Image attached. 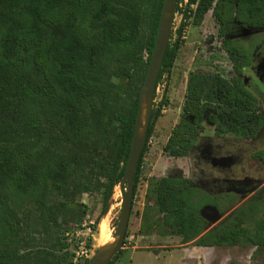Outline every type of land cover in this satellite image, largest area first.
<instances>
[{"label":"trees","instance_id":"1","mask_svg":"<svg viewBox=\"0 0 264 264\" xmlns=\"http://www.w3.org/2000/svg\"><path fill=\"white\" fill-rule=\"evenodd\" d=\"M195 2L188 0L168 41L155 88L172 68L189 16L198 25L211 11L222 48L242 62L234 64L228 80L215 73L190 75L182 110L194 124L182 120L173 130L164 147L170 156L186 155L205 109L218 115L219 133L240 134L239 121L255 112L237 77L248 57L227 37L235 23L264 28V0H197L187 15ZM162 3L0 0V264H73L69 235L87 213L79 199L98 193L102 207L87 226L91 248V235L124 173ZM152 129L149 122L146 142ZM145 151L146 146L134 190ZM195 196L188 179L163 177L156 186L163 225L182 243L215 246L236 243L237 235L257 236L241 226L250 221L247 213L204 233Z\"/></svg>","mask_w":264,"mask_h":264},{"label":"rangeland","instance_id":"2","mask_svg":"<svg viewBox=\"0 0 264 264\" xmlns=\"http://www.w3.org/2000/svg\"><path fill=\"white\" fill-rule=\"evenodd\" d=\"M181 8L184 1L179 0ZM182 10L176 9L169 40L173 42L181 18ZM264 37L263 29L241 30L234 25L229 38L239 41L248 47ZM230 61L223 51L217 37V23L208 11L203 21L195 25L189 16L185 19L183 35L175 60L169 73H164L153 95L150 122L153 129L142 158L141 171L134 193L131 197V211L120 252L112 264H250L253 247L243 245L242 248L223 246L198 247L193 243L183 244L180 236L171 234L163 225L156 202V185L162 177H191L199 180L194 171L193 158L175 159L165 151L164 146L182 112L185 99L186 84L189 76L197 72L215 73L224 78L230 76ZM159 109L154 115L153 112ZM198 170V169H197ZM118 186L114 193H118ZM80 202L87 206V213L81 225L69 235V246L74 252L73 264H83L84 260L94 255L99 248L95 242L97 230L91 235V248H87L90 230L89 225L99 216L102 204L98 193L83 194ZM109 206V204H108ZM121 210V194L114 204V210L108 215L106 240L111 242L117 229ZM213 222H211L212 224ZM263 255V256H262ZM236 260L234 261V258ZM264 252L255 264H264Z\"/></svg>","mask_w":264,"mask_h":264},{"label":"flooded vegetation","instance_id":"3","mask_svg":"<svg viewBox=\"0 0 264 264\" xmlns=\"http://www.w3.org/2000/svg\"><path fill=\"white\" fill-rule=\"evenodd\" d=\"M234 25L227 39L241 47L248 57L237 77L242 88L250 94V99H248L255 108V112L249 113L248 116L251 118L239 121V125L242 129L244 128L241 129L240 134L227 131L219 133L216 120L218 115L213 109H205L194 142L188 148L186 155L170 157L175 159L190 157L194 160V171L199 174L198 182L191 177L176 178L190 180L191 186L196 192L194 201H201L197 209L199 215H201L200 211L205 208L204 213L208 219L203 217L206 222L204 233L234 223L237 214L247 213L250 221L241 226L247 225L250 231L257 235L251 236L249 239L244 235H237L236 243L224 242L215 246L198 247L242 248L243 245H249L253 247L250 264H255L264 252V37L254 41L248 47L229 38L234 30ZM238 27L244 31L252 29L243 28L240 24ZM220 42L222 46V41L220 40ZM223 51L228 56L231 65L230 76L225 78L228 80L235 74L234 64L242 62V58L237 56L234 60L224 49ZM223 116L226 119L229 117L228 114ZM244 116L242 115V117ZM182 120L194 124L192 116L183 117L182 110L173 130L180 125ZM225 122L230 123L227 120ZM214 210H216L215 214ZM160 214L162 217L163 214ZM214 217L216 219L210 221ZM211 222L213 223L211 224ZM188 243H193V241ZM194 246L197 245L194 244ZM233 258L235 261L236 258ZM262 260L264 259L262 258Z\"/></svg>","mask_w":264,"mask_h":264},{"label":"water","instance_id":"4","mask_svg":"<svg viewBox=\"0 0 264 264\" xmlns=\"http://www.w3.org/2000/svg\"><path fill=\"white\" fill-rule=\"evenodd\" d=\"M176 1L177 0H163L155 34L154 47L151 52L150 60L148 62L147 69L139 89L136 119L134 123L130 149L127 156L123 176L121 177L117 185L121 194V210L117 229L112 234L116 236V240L106 247H99L88 261V264H107L120 249L122 241L124 239L131 211V197L134 189L133 177L136 173L138 161L146 142L156 80L163 55L169 41ZM143 113L144 119L142 121ZM204 210L205 208L200 211V214L205 219H208L204 213ZM215 211L216 210H214V214ZM215 219L216 217H214L213 220H209L214 221Z\"/></svg>","mask_w":264,"mask_h":264},{"label":"bare ground","instance_id":"5","mask_svg":"<svg viewBox=\"0 0 264 264\" xmlns=\"http://www.w3.org/2000/svg\"><path fill=\"white\" fill-rule=\"evenodd\" d=\"M143 119H144V113L142 114V121H143ZM118 193L120 194L119 191H118ZM119 194H117V193L113 194V196L110 199L108 209H107L105 215L103 216V218L101 219V221L99 223L98 233H97V236L95 238V242L98 245V247H101V248L106 247V246L112 244L116 240V236L113 235L111 242L108 244V242L106 240V231L108 229V224H107L108 215L114 210V204L119 199Z\"/></svg>","mask_w":264,"mask_h":264},{"label":"built area","instance_id":"6","mask_svg":"<svg viewBox=\"0 0 264 264\" xmlns=\"http://www.w3.org/2000/svg\"><path fill=\"white\" fill-rule=\"evenodd\" d=\"M183 1H184V5H185V8H186V4H187L188 0H183ZM196 4H197V0H196L195 3H191L189 5V11L186 12L187 15H190V11H193L196 8ZM178 7H179V9L182 10V14H184L185 8H183V9L181 8V3L180 2L178 3Z\"/></svg>","mask_w":264,"mask_h":264}]
</instances>
